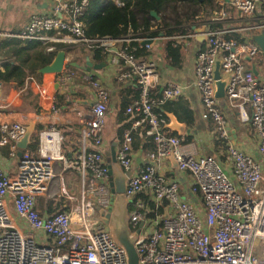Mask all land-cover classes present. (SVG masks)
Wrapping results in <instances>:
<instances>
[{
	"label": "built area",
	"instance_id": "1",
	"mask_svg": "<svg viewBox=\"0 0 264 264\" xmlns=\"http://www.w3.org/2000/svg\"><path fill=\"white\" fill-rule=\"evenodd\" d=\"M92 1L50 0V12L34 15L18 37L51 42L55 39L51 34H55L60 41L71 37L87 51L98 48L112 63L124 62L127 69L120 73L119 81L135 79L141 93L114 105L110 92L88 74L96 104L84 113L78 108L67 114L56 89L59 86V91H64L66 103L73 101L70 87L76 73L75 67L64 66L39 91V105L48 119L0 116V151L7 149L0 158V264H129L126 251L99 220V211L113 208L115 202L109 163L102 151V130L109 118L129 111L140 115L122 134L117 162L129 176L125 193L130 206L134 204L131 230L140 231L136 242L140 264H264V250L263 254L257 252L264 248V162L228 142L229 123L212 93L220 65L230 81L227 91L232 110L254 128L264 160V79L259 80L244 64L245 58L258 59L264 51L252 38H228L206 28L207 44L197 55L192 83L163 82L155 62L138 57L139 47L133 44L144 41L150 48L152 38L86 37L83 16ZM115 1L125 5L122 0ZM229 3L246 17L264 7V0ZM218 4L223 5L224 0ZM260 29L264 30V24ZM189 33L196 35L195 31ZM189 88L198 92L217 134L228 143L234 178L214 157L198 159L185 151L182 139L172 134L166 128L168 121L154 111L162 101L183 99ZM2 97L0 85V100ZM43 122L48 128L40 130L37 152L21 150L19 142L28 125ZM143 131L157 148L150 155L151 163L134 170L133 144ZM171 156L182 173L194 178L188 196L181 191L179 179L160 174L156 168L155 161L161 163ZM69 170L79 179H66ZM142 194L155 207L147 199H137ZM40 202L61 208L41 215Z\"/></svg>",
	"mask_w": 264,
	"mask_h": 264
},
{
	"label": "crops",
	"instance_id": "2",
	"mask_svg": "<svg viewBox=\"0 0 264 264\" xmlns=\"http://www.w3.org/2000/svg\"><path fill=\"white\" fill-rule=\"evenodd\" d=\"M225 3L226 5H224ZM225 3L223 5H217L219 7V20L216 17L208 16L209 20L205 23H202L203 21H201L207 16V12L204 8L200 6H187L179 9V12L184 15H188V12L194 11V13L190 14H194L192 16H194V18L198 21H201L194 24L192 23L193 27L188 29L186 35L176 37L177 41L183 45L182 52L184 56V63L182 68H173L166 61L163 50L164 40L166 39L164 37H148L150 39L152 38L150 48L145 46L144 41L138 42L140 48H145V50L153 52L150 55L142 57L138 52V57L141 59L147 58L155 62L163 82L171 81L179 82L184 85L191 84L195 78L197 55L207 44V41H198L197 39V37L202 35L207 36V33H196L194 27L202 28L203 26H206L207 31L212 29L225 33V36L228 38H238L245 41H249L252 36L257 34L259 35L263 32V30L260 29V26L264 24L263 6L259 7L256 14L252 17H246L239 11L235 10L230 5L229 0H226ZM50 8V0H0V69H2L3 63L9 60L7 55L11 53L10 49L14 47L12 42L14 40L21 39L18 35L29 25L31 18L34 15L48 14L50 12ZM184 8L186 9L183 10ZM216 23H223L224 28L221 30L214 29L213 26L216 25ZM189 25L190 24H186V27ZM193 31L196 33L195 36H191L189 33ZM51 36L55 38L51 42H43L36 39L21 40H27L28 43H30L27 51L31 54V56L46 57L48 53L56 52L58 54L60 51H65L66 58L64 66L75 67L76 75L73 84H71L70 87V90L73 93V101L66 103L64 94L62 93L63 90L59 91V89H56L60 101L66 104L65 110L67 114L75 113L78 108L82 113H84L85 109L90 110L93 108V105L96 104V94L86 80V76L88 74L99 80L104 89L110 92L114 105L129 102L131 98H133H121L119 91V87L126 88L132 83L137 85L135 79L126 80L124 82L119 81L118 78L120 73L127 69V66L123 61L119 64H114L112 63L111 57L103 54L106 60L102 63H98L96 60V51H87L82 45L72 40L69 36H66L63 41L57 40L58 36L55 34H51ZM127 37H132V35ZM44 46L46 47V51ZM121 46L122 45H119V47ZM12 52H14V48ZM12 59L15 61L16 57L13 56ZM54 60L52 62H54ZM244 64L248 66L249 70L254 72L259 80L264 79V56L254 60L245 58ZM41 70L42 69H40V71ZM40 71L39 74H41ZM77 73H84V81L80 79V74ZM52 74L53 73L41 74L42 77L39 80L29 77L27 79L26 88L23 91H21L15 83L1 84L3 97L0 100V116L11 114L16 117H22L23 115L27 117H37L43 121L48 119V113L46 111H42L39 105V91L41 87L46 88L45 86L47 80L52 76ZM215 78L218 83L212 89V93L218 101L219 109L227 117L229 128H231V137L228 142H231L234 146L243 150L245 153L252 155L260 162H264L262 156L258 152L259 138L254 128L250 123H244L240 116L235 114L232 110L231 101L228 97L229 93L227 91L230 86V81L222 73L220 65L216 68ZM17 93L22 95L21 105L26 112L22 110L13 111L9 109L8 106H1L4 99H11ZM182 98L183 99L162 101V103L156 105L163 108L166 104L185 101L189 103L191 110L194 112V124L183 122L175 113H167L168 115H174L179 122L184 123L187 126V131L183 136H180L178 132L174 130H172L171 133L182 139L185 151L193 152L198 159L214 157L227 170L229 176L234 178L233 161L227 151L228 143L222 140L217 134L214 120L208 113L202 99L198 97V92L189 88L186 90V93ZM131 112L132 111L124 114H118L109 118L104 124L102 130L104 147L102 148V151L104 152L109 165L113 163V155L111 154L110 156H107V153L112 152V148L115 146V155H117L122 138L117 132L118 125L116 124V121ZM170 122L169 118L168 124H170ZM46 124L47 122H43L41 124H29L28 127L31 125L36 127L33 137L38 136L39 138L40 130L48 128V125ZM33 137L31 139L30 146L33 143ZM186 137H191L192 142L185 144L184 140ZM156 148L157 146L155 145L153 138L148 136L145 131L136 135L133 144V169L136 170L145 164L151 163L152 160L150 155L156 150ZM6 151L7 149H2L0 151V158L3 157V154H5ZM32 152L35 153V151ZM155 163L157 164L156 168L160 174L179 179L181 182V191L186 193V195L187 193L189 194L194 183V178L191 174L182 173L179 166L177 167L178 164L176 160L172 161L171 158H168L161 163L157 161H155ZM65 178L69 181H74V179L78 178V174L69 170L66 172Z\"/></svg>",
	"mask_w": 264,
	"mask_h": 264
},
{
	"label": "trees",
	"instance_id": "3",
	"mask_svg": "<svg viewBox=\"0 0 264 264\" xmlns=\"http://www.w3.org/2000/svg\"><path fill=\"white\" fill-rule=\"evenodd\" d=\"M122 1L125 5L119 6L115 0H93L83 16V21L86 24V37L90 39L106 37L123 39L129 35L140 39L164 37L166 38L163 44L164 57L170 66L176 69L182 68L184 63L183 45L177 41L176 37L186 35L188 29H191L194 23L201 21L205 23L209 20L208 16L214 17L219 13L218 0ZM225 2L226 0H224ZM187 6H200L204 8L207 12L206 18L198 21L194 16L188 17V15L181 14L179 9ZM153 13H156L159 18L154 17ZM186 24L190 25L186 27ZM213 28L221 30L224 28V25L223 23H216ZM12 44H14V47L10 49L11 53L7 55L9 60L3 63L2 69H0V85L15 83L23 91L26 88L27 79L32 77L39 80L42 77L39 74L40 69L50 65L57 53H48L46 57L31 56L27 51L30 46L27 40L17 39ZM133 44L139 47L138 43ZM13 48L14 52H12ZM44 49L46 51L45 46ZM152 53V51L145 50V48H140L139 51L141 57ZM13 56L16 57L15 61L12 59ZM96 60L98 63L106 60L105 56H103V51L98 48H96ZM77 74H80V79L84 81V73ZM119 91L121 98L124 99L138 96L141 93L135 83L128 85L126 88L119 87ZM154 111L167 121H169L167 113H175L183 122L194 124V112L191 110L189 103L185 101L166 104L163 108L154 106ZM139 115L136 111H132L116 121L118 125L117 132L121 137L131 121ZM33 138L30 150L36 152L39 148L40 138L38 136ZM190 142H192V138L186 137L184 143L188 144ZM137 199H147L150 205L155 207V203L143 194L139 195ZM62 205H64L63 202L60 206ZM133 208L134 204L130 206V210ZM38 210L41 215L47 210L50 213L58 212L52 206L46 207L43 202L39 203Z\"/></svg>",
	"mask_w": 264,
	"mask_h": 264
},
{
	"label": "water",
	"instance_id": "4",
	"mask_svg": "<svg viewBox=\"0 0 264 264\" xmlns=\"http://www.w3.org/2000/svg\"><path fill=\"white\" fill-rule=\"evenodd\" d=\"M153 16L159 18L156 13H153ZM194 29L196 33L206 34V26H203L202 28L194 27ZM197 39L198 41H207L208 37L206 35H202L197 37ZM252 39L264 51V30L261 34L252 36ZM65 58V51H60L57 54L54 62L44 67L40 71L41 74L60 73L64 67ZM57 89H59V86H57ZM62 93H64V91H62ZM168 117L170 118L171 122L166 126V128L174 130L178 132L180 136H183L187 131L186 124L179 122L178 119L172 114H169ZM35 129L36 127L34 125L28 127L25 137L19 142V148L21 150L29 149ZM111 154L113 155V163L109 165L110 175L112 177L110 187L112 194L115 196V202L113 208L109 210L103 208L99 211V220L109 227L112 238L126 251L128 263L140 264V255L136 248V242L138 240L140 231L134 233L131 230L130 201L125 193L127 190L129 176L126 172H124L122 167L117 162L115 146L112 148V152L107 153V156H110ZM19 155H21V153ZM170 158L172 161L176 160L174 156H171ZM168 216L169 214L166 212V218H168Z\"/></svg>",
	"mask_w": 264,
	"mask_h": 264
},
{
	"label": "bare ground",
	"instance_id": "5",
	"mask_svg": "<svg viewBox=\"0 0 264 264\" xmlns=\"http://www.w3.org/2000/svg\"><path fill=\"white\" fill-rule=\"evenodd\" d=\"M21 101H22V95L20 93H17L11 99H4L1 103V106L2 107L8 106L9 109H11L13 111L22 110V111L26 112V110L21 105ZM134 103H136V102H134ZM127 109H128V107L123 108L121 111L127 110Z\"/></svg>",
	"mask_w": 264,
	"mask_h": 264
},
{
	"label": "rangeland",
	"instance_id": "6",
	"mask_svg": "<svg viewBox=\"0 0 264 264\" xmlns=\"http://www.w3.org/2000/svg\"><path fill=\"white\" fill-rule=\"evenodd\" d=\"M197 7V6H196ZM186 8H184L183 10H185ZM190 10H191V8H190ZM236 10V9H235ZM180 11V10H179ZM190 13H194V11H191V12H188V16H192V15H194V14H190ZM233 13V12H232ZM214 17H216L217 19L219 18V13L218 14H216ZM242 17V16H241ZM243 19V18H242ZM219 20V19H218ZM231 131V128H229V132ZM77 182V184H78V186H79V181H76ZM78 188V187H77ZM60 206V205H59ZM60 208L61 207H57L56 208V210L57 211H59L60 210ZM263 250H264V248H257V252H259V254H263Z\"/></svg>",
	"mask_w": 264,
	"mask_h": 264
}]
</instances>
